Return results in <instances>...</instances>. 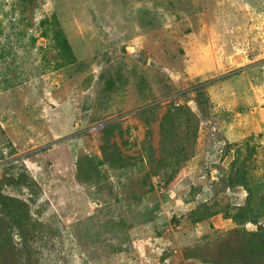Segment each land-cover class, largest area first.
Instances as JSON below:
<instances>
[{"label":"rangeland","instance_id":"rangeland-1","mask_svg":"<svg viewBox=\"0 0 264 264\" xmlns=\"http://www.w3.org/2000/svg\"><path fill=\"white\" fill-rule=\"evenodd\" d=\"M19 164L0 264H264V0H0Z\"/></svg>","mask_w":264,"mask_h":264},{"label":"trees","instance_id":"trees-1","mask_svg":"<svg viewBox=\"0 0 264 264\" xmlns=\"http://www.w3.org/2000/svg\"><path fill=\"white\" fill-rule=\"evenodd\" d=\"M204 84H200L199 86H203ZM198 86V88H199ZM12 165H18V163L16 162L15 164ZM17 166H15L16 168ZM19 168L20 171L18 172V174L16 176H14L13 174L10 175H6V179H5V183L1 181L0 179V202L2 204H4L5 206H7V208L9 209V211H11L10 213L12 214H16V210H18L19 206L17 205V201L16 199H12V198H7V197H3L2 192H4V190H6V186L13 188L16 187L17 190H28L29 192H32L33 190V184H36V182L34 181V179L30 176V174L28 173L26 167L23 164H19ZM9 177V178H8ZM22 219L20 216H18V214H16V218L15 220H20Z\"/></svg>","mask_w":264,"mask_h":264},{"label":"crops","instance_id":"crops-1","mask_svg":"<svg viewBox=\"0 0 264 264\" xmlns=\"http://www.w3.org/2000/svg\"><path fill=\"white\" fill-rule=\"evenodd\" d=\"M249 80L250 79L247 78V76H242L240 79L236 80L242 83V88H239V89L236 88V91L232 93L235 99H238V96L241 95L244 101H246L248 104V107L246 108L247 111L245 114H239V113L237 114L236 122L234 123V126H233L234 129L236 128L244 129L245 127H248L249 125L252 124V123H248L249 121L251 120L254 121L256 119V116L253 115L255 113V111L253 110L255 109V106L257 105L256 100L255 99L248 100L245 96H243V94H245L246 91H248L249 85L251 84ZM238 82L236 83L238 84Z\"/></svg>","mask_w":264,"mask_h":264}]
</instances>
